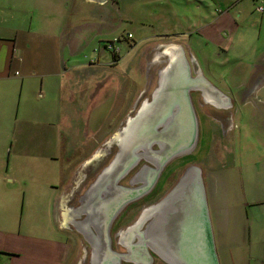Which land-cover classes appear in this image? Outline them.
<instances>
[{
  "label": "crops",
  "instance_id": "obj_1",
  "mask_svg": "<svg viewBox=\"0 0 264 264\" xmlns=\"http://www.w3.org/2000/svg\"><path fill=\"white\" fill-rule=\"evenodd\" d=\"M118 2L0 0V264H67L70 260L73 248L70 242L22 231L21 216L28 208L27 195H34L39 166L51 168L61 160L59 167L66 168L65 181L59 191L51 192L47 209L54 215V228L66 230L60 217L68 209L64 204L67 186L87 156L88 150L84 151L82 143L88 141V133L83 142H74L70 131L74 118L65 112L57 115L55 101L71 105L69 113L79 101H86L85 111H75L86 121L90 111L99 109L111 86L108 74L124 59L122 54L113 59L104 51L105 41L129 33L134 40L124 43L126 49L136 50L134 60L139 59L137 51L145 50L151 43L174 46L176 69L195 81L201 78L196 75L191 78L188 63L196 68L197 74H203V61L201 58L199 61V51L195 53L196 47L190 40L194 39L197 45L206 41L219 48L226 42L246 38L247 44L258 45L261 41L264 46V6L262 12H256L257 3L253 0H127V5L129 2L136 5L137 13L123 4L120 17L112 18L110 23L102 12L116 7ZM260 3L264 5V0ZM123 23L134 25L118 33ZM145 26L158 28L154 40L142 31ZM165 41L170 44L164 45ZM255 56L257 64L252 67L257 71L244 82H254L259 73L264 74V50ZM139 65L137 62L130 69L140 73ZM254 96L260 99V92ZM47 98L54 100L52 111L46 106ZM258 115L264 117V110ZM95 134L96 130H92V138ZM41 136L46 140L51 137V142L40 143ZM259 146L264 148V144ZM44 150L50 152L42 157ZM76 153L80 154V161ZM257 159L251 160V165L255 166ZM243 160L241 156L240 162ZM52 186L45 185V189L51 190ZM238 205L234 212L232 206L223 208L220 204L212 206V215L208 211L217 261L264 264V200L243 201ZM247 207L258 209L248 215ZM66 214L74 215L71 209Z\"/></svg>",
  "mask_w": 264,
  "mask_h": 264
},
{
  "label": "rangeland",
  "instance_id": "obj_2",
  "mask_svg": "<svg viewBox=\"0 0 264 264\" xmlns=\"http://www.w3.org/2000/svg\"><path fill=\"white\" fill-rule=\"evenodd\" d=\"M118 1L116 7H110L109 10L102 12L105 18L108 17L110 19V23L112 18L117 19L120 17V10L123 8V4L127 5V0ZM127 6L132 8L133 12H136V5H130L129 2ZM254 17H258L257 13H254ZM133 25L134 23L131 25L129 23L121 24L118 33L125 32L127 29L132 28ZM156 28L145 26L142 31L151 40H154V35L158 29ZM131 40L133 41L134 39L129 41ZM165 42L167 43H164V45L170 44L168 41ZM190 43L196 47L195 53L199 51L200 56H197L199 61L200 58L203 61L201 63L203 74L202 72L197 74L196 68L192 67L191 62L188 63L189 68L191 67V78L195 75L199 79L204 78L206 81H201L200 79L198 82L202 83L207 88L206 90L212 91L210 95L206 96L204 91L202 94L199 88L187 89L195 111L194 116L196 120H200L199 124L196 122L198 124L197 143H195L189 154L181 155L169 166L167 170L168 176L170 174V176L174 175L173 173L179 168L180 171H177L174 177L166 181L164 188L158 194H155V190L152 191L149 196L137 201L127 209L128 216L116 219L114 222L115 228L111 233L115 240L111 250L116 253L124 254L126 252V248L118 242V239L124 238L125 234L136 226L144 210L157 204L168 194L170 189L172 190L178 184L180 175L184 174L185 168L197 171L196 176L202 184L205 203L206 199L208 203V205L206 203V209L210 208L207 213L209 211L211 215L212 206L215 204H220L223 208L226 205L227 207L232 206V211L234 212L235 206L241 205L243 201L252 202L255 199L262 198L264 200V148L259 146L264 144V117H259L258 115L264 110V103H260V100L263 101L264 99V84H259L264 82V74L260 75L261 73H259L254 82H244L249 78L250 74L257 71V68H253L257 64L255 55L263 53L264 46L260 45L261 41L258 45H255V43L253 45L247 44L246 38H243V41L226 42L219 48L218 46L207 44L206 41L197 45L192 39ZM143 45L144 43L141 44L140 48ZM120 47V53L124 55V59L117 64L113 73L108 74V81L111 82V86H108L104 103L97 111L89 112L88 121L83 120L82 116L75 112L79 111V109L85 111L88 107L86 101H79L72 113L67 112L70 111L71 105L55 101L56 103L58 102L57 115L65 112L74 118L70 124L71 136L74 138V142L79 140L83 142L86 140V133H88V141L82 143L84 151L88 150L86 161L84 160L85 162L80 163L79 167L74 171L73 179L70 180L67 186V201L64 204L68 209L65 214L70 209L72 210L73 206L79 204L81 194L94 181L100 169L108 168L113 162L114 153H116V149L119 146L117 135H119V132L126 131L124 126H126L127 121L136 115V112L143 104L151 101L152 95H154L155 90L159 86L160 74L167 66L169 60L162 52L166 48H175L174 46L159 47L157 43H151L145 50H139V53L137 51L136 56L139 59L134 60L133 55L136 50L126 49L128 46L124 42L120 43ZM137 62L140 63L138 67L140 73L130 69L133 66L135 67ZM255 81H258V83ZM214 88L220 93H217ZM257 92H260V99L254 96ZM47 100L46 106L52 111L55 109L54 100L52 98H47ZM209 101L211 104L208 103ZM42 105H44L43 102ZM245 105L247 106L244 107ZM49 116L52 117V114ZM248 116L249 118L244 122V118ZM97 117L98 119L96 120ZM40 120L44 121L45 119L40 118ZM92 130H96L93 138L91 135ZM39 139L40 143L51 142V137L46 140L41 136ZM89 144L90 147H88ZM110 148H113L112 155H110ZM153 148L155 149L156 146ZM90 150H92L91 153H89ZM47 151L50 152L49 150H44L42 157ZM138 152L139 150L137 149L134 151L136 155ZM55 153L57 154V151ZM76 154L75 156L77 157L80 155L79 153ZM241 156L244 160L247 158L245 162L243 160V163L240 162ZM255 158L258 159L255 162V166H253L250 162ZM60 161L51 168L48 167L49 169L46 166H39L35 190L33 191L34 195L32 197L27 195L28 198L25 200L28 208L27 211L24 210L21 216V230L26 233L29 232L33 236L70 242L73 248H71L72 253L67 264H91V245L71 224L70 219L72 216L65 217V214H63L60 220L66 230H56L53 222L54 215L50 214L49 209H47V204L51 200V192L59 191L65 181L64 170L66 168L63 170L59 167ZM141 164L152 166L151 163L146 161ZM61 171L62 173L59 175L58 173ZM164 177L165 175H163ZM49 184H53L52 189H45V185L48 186ZM120 185L131 187L125 178L120 182ZM133 185L136 187L135 183ZM246 209L248 215H251L258 208L247 207ZM259 214L263 213L260 212ZM147 223L148 220L142 224L139 230L144 229ZM136 240L133 237L131 242L135 243ZM147 249L150 257L153 258L150 248L147 247ZM123 262L124 264L127 263ZM154 264H162V262L159 259H155Z\"/></svg>",
  "mask_w": 264,
  "mask_h": 264
},
{
  "label": "water",
  "instance_id": "obj_3",
  "mask_svg": "<svg viewBox=\"0 0 264 264\" xmlns=\"http://www.w3.org/2000/svg\"><path fill=\"white\" fill-rule=\"evenodd\" d=\"M171 64L172 61L160 74L159 86L152 95L151 101L139 108L136 115L127 121L124 130L139 125H143V128L129 145L127 144L128 146H126V141H129L127 132L122 131L119 134L117 143L121 155L115 158L102 176L106 180L110 178L109 189L105 190L102 197L95 196L93 190L94 193L87 202L91 207L89 217L84 223L92 224L95 229L93 234L88 228L83 232L85 239L91 245V264H120V259L138 264H150L151 257L147 247L168 264H219L203 187L196 176V170L187 174V178H183L174 189L170 190L159 204L151 207L156 216L148 224L147 232L137 234L138 240L135 243L130 242L132 233L129 231L126 235L128 236L126 254L116 253L110 250L109 246L107 224L112 215L123 204L141 197L149 188L148 185L125 188L115 184L116 177L131 165L135 157H138L134 151L139 147L148 150L149 143L157 141L160 150L153 154L160 163H163L171 155L185 150L194 135L187 89L195 80L189 79L184 72ZM165 78L169 79L166 83ZM173 106L177 112L173 113ZM145 119L147 121L143 124ZM161 124L165 127L157 131L156 127ZM122 154L125 158L129 156L127 162L123 160L119 162ZM108 195L114 198L105 205L106 200L110 201Z\"/></svg>",
  "mask_w": 264,
  "mask_h": 264
},
{
  "label": "flooded vegetation",
  "instance_id": "obj_4",
  "mask_svg": "<svg viewBox=\"0 0 264 264\" xmlns=\"http://www.w3.org/2000/svg\"><path fill=\"white\" fill-rule=\"evenodd\" d=\"M192 88H194V89L199 88V90L202 92V94H203V91H204V94H206L207 96L210 95V92H212L211 90H206L207 88H205L202 83L198 82V80L195 81L192 84V86L188 87V89H190V90ZM187 95H188L187 96V99L189 101V106H190L189 107L190 108L189 110L191 111L190 113H191V116H192V119H193V123H194V128H193L194 135H192L191 143H188L186 145L187 146L186 149L183 150V151H181V152L175 153L174 155H171V157H169L166 160H164L163 163L162 162L160 163L156 159V156L153 154L154 152H157V151L160 150V145L157 143V141H154V142L149 143V149L148 150H144L141 147H139L137 149V150H139V152L137 154L138 157H135L133 159V162L131 163V165L126 170H124L123 172H121V174L118 177H116V179H115V184L117 186H124V185H120V182L125 178L128 181V185H130L131 187H135L133 185L135 183L136 186H139V185L140 186L148 185L149 188L146 190V192L141 197L139 196L136 199L130 201L129 203H126L125 205L123 204L120 207V209H118L117 212H115L112 215V217L110 218V220H109V222L107 224V231H108L107 235H108V239H109L110 250L112 249V247L114 246V243H115V240H114L113 236H111V233L113 232V229L115 228L114 222L116 221V219L121 218V217H124L125 218L126 216H128L127 209L132 204L136 203L137 201H139V200L141 201L145 197L149 196V194L152 193V191L155 190V194H158V192L162 188H164L163 186L165 185L166 181L168 179H170L171 177H174L175 174L177 173V171H180V168H179V170H177L175 173H173L174 175L170 176L171 175L170 174L168 176L167 170H168L169 166L171 164H173L177 160V158H180L181 155H183L185 153L189 154L190 151L192 150L193 146H195V143H197V140H198V124L200 123V120L199 119L196 120V117L194 116L195 115L194 114L195 111H194L192 102L189 99V93L188 92H187ZM174 107L175 106L172 107L173 108V113L174 112H177L176 111L177 109L174 108ZM126 126H127V123H126ZM163 127H165L164 124H161L158 127H156V130L157 131H160ZM120 133L121 132H119V134ZM154 146H156L155 149L153 148ZM112 150H113V148H110V155H112ZM116 150L117 151H116V153H114V156H113L114 160H115L116 157H119L121 155L120 147L119 146H118V148ZM123 157H124V154H122V157H120L119 162H121L122 160L127 162L129 156L126 157V158L124 157V159H123ZM144 161L151 163L152 166L151 165L148 166V165H145V164H141ZM107 169L108 168H106V167L100 169V171L96 174L94 181L81 194L80 200H79L80 201L79 204L73 206V208L71 210V211H73V214L74 215L73 216L71 215L72 217L70 219V222L73 225V227H75L77 229V231L80 232V234H82L83 237H84L83 232L85 230L87 231V228L90 231H92V234L95 233V229H94V227H93L92 224H87L86 225V223H84L85 220H86V218L89 217V215H88L90 213L89 208L91 207V206L88 205L87 202L90 201L91 195H93V193H94L93 190H95V194H94L95 196L97 195L98 197H102L103 194H104V192H105V190L106 189H109L110 186L108 184V180L110 178L108 177V179L106 180L105 178L102 177L103 176V173L106 172ZM188 170L185 168L184 174L180 175V179L178 180L177 183H179L183 178L186 179L187 178L186 177L187 174L189 175V173H191L193 171L191 169L189 171ZM153 171H154V173H153ZM131 172H133V173L131 174ZM151 173H153V176L152 177H150V174ZM163 175H165L164 178H163ZM161 178H162V180H161ZM108 197L107 198L110 201L108 202V200H106L105 205H107L108 203H110L112 201V199L114 198V197H110L109 195H108ZM159 202L157 204H159ZM157 204H154L153 206H156ZM153 206H151V207H153ZM151 207H149L148 209H146V210H144L142 212V215H141L140 219H138L136 226L133 227L132 229H130V232L132 233L130 235H132V238L135 237L138 240L137 234H142L143 232H147V230H148L147 229L148 224L156 216L155 215V212L151 209ZM64 216L67 217V214H65ZM146 220H148V223L145 225V228L144 229L142 228L141 230H139L141 228L142 224ZM127 234H125L124 238H120V239L117 238L118 239V242L120 244H122L123 247H125L126 249H127V245H128V240H127L128 236H126ZM132 238L130 240H132ZM132 243H134V242H132ZM126 249H125V251H126ZM150 252L153 254V258H151L150 264H154L155 259L161 260L162 264H168L163 259H161L159 256L155 255L154 252L151 249H150ZM126 253L127 252H125L124 254H126ZM123 261L124 260L122 259V260L119 261V263L120 264H124ZM125 262H127L128 264H133L134 263L132 261H125Z\"/></svg>",
  "mask_w": 264,
  "mask_h": 264
},
{
  "label": "built area",
  "instance_id": "obj_5",
  "mask_svg": "<svg viewBox=\"0 0 264 264\" xmlns=\"http://www.w3.org/2000/svg\"><path fill=\"white\" fill-rule=\"evenodd\" d=\"M256 2V6H254V9L256 12H262L263 10V4L260 3V0H253ZM132 39L131 35L129 33L122 34L118 37L112 38L110 40H107L103 43V50L110 53L113 58H117L120 56L121 52V47L120 43L124 42L125 40H130Z\"/></svg>",
  "mask_w": 264,
  "mask_h": 264
},
{
  "label": "bare ground",
  "instance_id": "obj_6",
  "mask_svg": "<svg viewBox=\"0 0 264 264\" xmlns=\"http://www.w3.org/2000/svg\"><path fill=\"white\" fill-rule=\"evenodd\" d=\"M175 48L173 47H170V48H166L164 49V53L165 55L168 57V59H172V66H174V68H176V62H177V58L175 57ZM165 77V76H164ZM167 79L168 78H165V83L167 82ZM169 80V79H168ZM208 94V93H207ZM207 96V95H206ZM210 103V101L208 102ZM211 104V103H210ZM148 115V113H147ZM147 120H143V124L144 122H146ZM143 125H139V126H136V127H132V128H129L128 130L126 129V132H127V140H129L128 142L126 141V139H124V142L126 141V146L129 145L130 141H132L135 137H136V134L143 128L142 127ZM175 126V125H174ZM172 131H177L178 129H171ZM125 131H123L124 133ZM174 136V135H173ZM117 137L119 138V135H117ZM128 144V145H127ZM185 176V175H184ZM189 177V176H188Z\"/></svg>",
  "mask_w": 264,
  "mask_h": 264
},
{
  "label": "trees",
  "instance_id": "obj_7",
  "mask_svg": "<svg viewBox=\"0 0 264 264\" xmlns=\"http://www.w3.org/2000/svg\"><path fill=\"white\" fill-rule=\"evenodd\" d=\"M118 58V57H117ZM113 59H115V58H113Z\"/></svg>",
  "mask_w": 264,
  "mask_h": 264
}]
</instances>
